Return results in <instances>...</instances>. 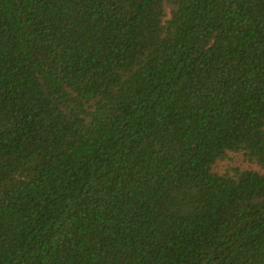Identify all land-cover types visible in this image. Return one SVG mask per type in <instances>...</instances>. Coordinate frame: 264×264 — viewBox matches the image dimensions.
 <instances>
[{"label": "trees", "instance_id": "1", "mask_svg": "<svg viewBox=\"0 0 264 264\" xmlns=\"http://www.w3.org/2000/svg\"><path fill=\"white\" fill-rule=\"evenodd\" d=\"M0 264H264V0H0Z\"/></svg>", "mask_w": 264, "mask_h": 264}, {"label": "rangeland", "instance_id": "2", "mask_svg": "<svg viewBox=\"0 0 264 264\" xmlns=\"http://www.w3.org/2000/svg\"><path fill=\"white\" fill-rule=\"evenodd\" d=\"M239 158L240 157H237L233 162H235L236 164H238V165H242L241 164V161L239 160ZM242 160V159H241ZM255 168V170H259V168L258 167H254Z\"/></svg>", "mask_w": 264, "mask_h": 264}]
</instances>
